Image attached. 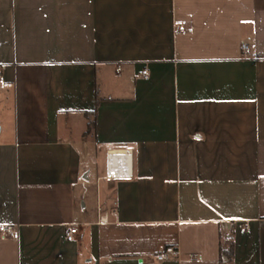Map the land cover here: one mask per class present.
<instances>
[{
    "label": "crops",
    "instance_id": "crops-1",
    "mask_svg": "<svg viewBox=\"0 0 264 264\" xmlns=\"http://www.w3.org/2000/svg\"><path fill=\"white\" fill-rule=\"evenodd\" d=\"M0 78V264H264V0H0Z\"/></svg>",
    "mask_w": 264,
    "mask_h": 264
},
{
    "label": "built area",
    "instance_id": "built-area-1",
    "mask_svg": "<svg viewBox=\"0 0 264 264\" xmlns=\"http://www.w3.org/2000/svg\"><path fill=\"white\" fill-rule=\"evenodd\" d=\"M242 51L245 53H248L249 46L243 45ZM118 71H119V69H117V72ZM142 74L145 75L146 72L144 71ZM2 83H3V80L0 78V84H2ZM109 157H110V154H108V158ZM0 233H5L12 240H18V238H19V234H18L17 230L14 228L7 227V226H0ZM76 234H77V227L75 225H70V226H68V228L64 232V240L68 243H71L75 240ZM177 255H178V250L176 248L167 247L164 250H162L161 252L156 253L153 256V258L157 262H164V261L168 260L170 257H175ZM193 258H194V256H190L189 259H193Z\"/></svg>",
    "mask_w": 264,
    "mask_h": 264
},
{
    "label": "bare ground",
    "instance_id": "bare-ground-1",
    "mask_svg": "<svg viewBox=\"0 0 264 264\" xmlns=\"http://www.w3.org/2000/svg\"><path fill=\"white\" fill-rule=\"evenodd\" d=\"M110 157H109V161H108V164H109V174L111 177H115V176H118L114 169L115 167L119 164V158H117L116 156L119 155L121 156L120 152H110ZM123 155V154H122Z\"/></svg>",
    "mask_w": 264,
    "mask_h": 264
},
{
    "label": "trees",
    "instance_id": "trees-1",
    "mask_svg": "<svg viewBox=\"0 0 264 264\" xmlns=\"http://www.w3.org/2000/svg\"><path fill=\"white\" fill-rule=\"evenodd\" d=\"M98 101H96V105H97Z\"/></svg>",
    "mask_w": 264,
    "mask_h": 264
},
{
    "label": "rangeland",
    "instance_id": "rangeland-1",
    "mask_svg": "<svg viewBox=\"0 0 264 264\" xmlns=\"http://www.w3.org/2000/svg\"><path fill=\"white\" fill-rule=\"evenodd\" d=\"M94 182V181H93Z\"/></svg>",
    "mask_w": 264,
    "mask_h": 264
}]
</instances>
